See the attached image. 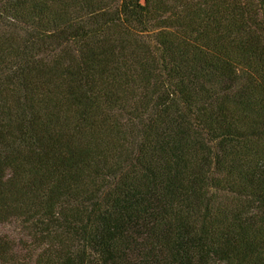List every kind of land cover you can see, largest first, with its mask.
Segmentation results:
<instances>
[{
    "label": "trees",
    "instance_id": "obj_1",
    "mask_svg": "<svg viewBox=\"0 0 264 264\" xmlns=\"http://www.w3.org/2000/svg\"><path fill=\"white\" fill-rule=\"evenodd\" d=\"M0 264H264V0H0Z\"/></svg>",
    "mask_w": 264,
    "mask_h": 264
},
{
    "label": "rangeland",
    "instance_id": "obj_2",
    "mask_svg": "<svg viewBox=\"0 0 264 264\" xmlns=\"http://www.w3.org/2000/svg\"><path fill=\"white\" fill-rule=\"evenodd\" d=\"M20 234L19 227L14 223L0 225V235L7 236L9 238H18Z\"/></svg>",
    "mask_w": 264,
    "mask_h": 264
}]
</instances>
